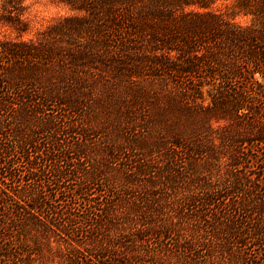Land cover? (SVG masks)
I'll return each instance as SVG.
<instances>
[{"label":"trees","instance_id":"1","mask_svg":"<svg viewBox=\"0 0 264 264\" xmlns=\"http://www.w3.org/2000/svg\"><path fill=\"white\" fill-rule=\"evenodd\" d=\"M59 0L0 27V264H264V0Z\"/></svg>","mask_w":264,"mask_h":264},{"label":"rangeland","instance_id":"2","mask_svg":"<svg viewBox=\"0 0 264 264\" xmlns=\"http://www.w3.org/2000/svg\"><path fill=\"white\" fill-rule=\"evenodd\" d=\"M3 0H0V5ZM233 0H219L217 5L230 3ZM25 11L23 18L28 22V30L23 39L31 38L54 20L68 12L59 0H23ZM1 36L13 38L14 33L5 27H0Z\"/></svg>","mask_w":264,"mask_h":264}]
</instances>
